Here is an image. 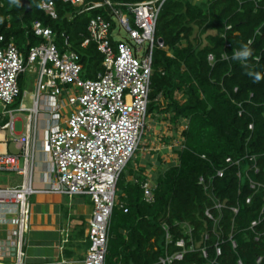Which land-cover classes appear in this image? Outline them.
I'll return each instance as SVG.
<instances>
[{
    "label": "trees",
    "instance_id": "obj_1",
    "mask_svg": "<svg viewBox=\"0 0 264 264\" xmlns=\"http://www.w3.org/2000/svg\"><path fill=\"white\" fill-rule=\"evenodd\" d=\"M20 1L0 0V36L27 54L30 46L42 42L32 30L34 21H42L52 28L59 47L69 41L79 54L82 72L95 78L104 57L96 42L85 47L82 43L89 36L90 20L101 11L79 13L71 3L54 0L58 17L52 18L42 9L43 0H32L29 12ZM162 1L156 35L167 48L154 51L148 112L169 121L176 132L183 127L181 143L174 148L178 161L155 176L152 202L144 198L147 168L129 181L121 175L117 191L122 197L112 215L106 264H162L161 257L182 250L180 239L188 247L194 243L195 249L173 264H264V221L251 228L264 208V187L254 190L247 177L238 176L251 161L244 159L216 179L213 193L225 203L221 210L214 209L217 223L206 216L211 200L199 183L201 176L227 167L228 158L256 154L260 171L250 174L264 184V0ZM241 44L252 49L247 63L232 59ZM158 162L162 165L163 157ZM183 223L192 227L191 235Z\"/></svg>",
    "mask_w": 264,
    "mask_h": 264
},
{
    "label": "built area",
    "instance_id": "obj_2",
    "mask_svg": "<svg viewBox=\"0 0 264 264\" xmlns=\"http://www.w3.org/2000/svg\"><path fill=\"white\" fill-rule=\"evenodd\" d=\"M64 1L77 7L79 13L101 11L90 20L89 36L82 43L85 47L90 41L96 42L104 57L103 69L95 78L81 77L83 65L79 54L72 49L61 53L52 28L42 21H34L32 25L34 34L42 42L30 46L27 54L13 41L0 36V171L23 176L19 186L0 187V208L9 210L6 216H0V223L13 225L15 249L14 260L2 264H28L26 245L31 228V197L39 193L91 198L94 209L87 229L90 247L83 264H106L112 215L120 203L117 184L147 132L154 51L167 48L156 35L163 1ZM42 9L52 18L58 17L54 0H43ZM115 19L127 31V37L116 40ZM65 45L70 47L68 40ZM209 59L214 61V55L210 54ZM27 71L37 75L35 89L29 94L31 106L24 102L29 92L20 89V79ZM17 100L20 105L10 108ZM19 121L23 126L21 132L17 131ZM9 143L16 145L18 153L7 150ZM39 152L47 168L44 181L47 185L43 187L37 186L35 180ZM244 159L251 164L246 170L239 169L238 176L247 177L250 187L259 190L264 184L250 174L260 171L256 154L237 160L228 158L227 167L199 179L211 200L206 216L216 223L214 209L221 210L225 203L213 193L215 181L224 177L227 168L240 166ZM153 189L154 183L148 179L144 184V198L148 202L154 199ZM251 201L249 197L247 202ZM233 211L238 213L239 208L233 207ZM263 221L264 208L251 228ZM182 225L191 235L192 227L188 223ZM260 237L261 233H257L256 240ZM167 238L171 239L169 232ZM189 241L193 242V238ZM177 245L182 250L161 257L160 263L173 264L182 260L187 250L195 249L194 243L188 247L185 239H180ZM233 245L237 247L235 240ZM217 251L221 254L219 247ZM203 252L207 256L205 248ZM261 260L262 257L258 262ZM239 264L244 263L240 260Z\"/></svg>",
    "mask_w": 264,
    "mask_h": 264
},
{
    "label": "crops",
    "instance_id": "obj_3",
    "mask_svg": "<svg viewBox=\"0 0 264 264\" xmlns=\"http://www.w3.org/2000/svg\"><path fill=\"white\" fill-rule=\"evenodd\" d=\"M10 145L11 143L6 147L9 152H11ZM15 148L18 150L16 145ZM147 171L148 169L145 174L149 177ZM46 172L44 156L39 152L35 173L37 186L47 185L44 182ZM5 186L6 183L0 176V187L5 188ZM6 187L13 186L7 185ZM76 196L39 193L31 197V228L26 245L28 255L26 262L28 264H79L83 262L87 249L82 248L81 244L88 242V220L93 209L89 211L87 205L82 206V202H79L80 199H77ZM75 205H78L81 209L78 208V210ZM7 211L9 210L6 208H0V216H6ZM8 217L12 216L9 215ZM74 218L83 220L84 229L77 231L76 228L72 231ZM13 228L12 224L0 223V264L11 262L15 258Z\"/></svg>",
    "mask_w": 264,
    "mask_h": 264
},
{
    "label": "rangeland",
    "instance_id": "obj_4",
    "mask_svg": "<svg viewBox=\"0 0 264 264\" xmlns=\"http://www.w3.org/2000/svg\"><path fill=\"white\" fill-rule=\"evenodd\" d=\"M114 35L116 40L127 37V31L121 26L118 19H115L114 21ZM29 44L30 41H28L27 45ZM67 50H71V48L66 45L59 47V51L61 53ZM36 76V74L27 71L25 75L20 79L21 91L29 92L27 98L24 101L27 106L32 105V100L30 99L29 94L35 89L34 84L36 81ZM81 77L84 80L89 78L84 74V72L81 73ZM19 105V100H17L16 103L10 105V108H16ZM147 126V132L143 137V143L141 147L137 151L136 155L128 163L123 172V179L125 181H129L131 178L133 179L142 168H147V172L150 175L148 178L152 181V183H155V176L159 173V170L161 168H166L170 163L178 161L177 155L174 152V148L179 146L181 143V131L183 130V127H179L176 132L174 126L169 123V121L160 119L158 116H154L151 114L148 117ZM17 131H23L21 121L17 122ZM10 149L11 152L18 153V150H16L13 143H11ZM159 157H163L164 159V163L162 165H159ZM0 176L2 179H4L6 186L8 185L15 187L16 185H21L23 182V176L17 174L16 172L0 171ZM117 196V201L119 202L122 197L120 191H117ZM76 198L80 199L79 202H82V206L87 205L89 211L94 209V204L89 196L80 195L76 196ZM75 207L77 209H81V207H79L78 205H75ZM73 224L74 228L72 229V231H74L76 228L78 231L80 229H84L85 227V225L83 224V220L81 219L74 218ZM81 246L82 248L88 250L90 247V242L88 241L87 243L81 244ZM79 264H83V262Z\"/></svg>",
    "mask_w": 264,
    "mask_h": 264
},
{
    "label": "clouds",
    "instance_id": "obj_5",
    "mask_svg": "<svg viewBox=\"0 0 264 264\" xmlns=\"http://www.w3.org/2000/svg\"><path fill=\"white\" fill-rule=\"evenodd\" d=\"M251 55H252V49L247 44H241L240 48L232 56V59L247 63ZM254 79L256 81H259L261 77L259 74H256L254 76Z\"/></svg>",
    "mask_w": 264,
    "mask_h": 264
},
{
    "label": "water",
    "instance_id": "obj_6",
    "mask_svg": "<svg viewBox=\"0 0 264 264\" xmlns=\"http://www.w3.org/2000/svg\"><path fill=\"white\" fill-rule=\"evenodd\" d=\"M32 0H21L20 1V5L22 7H26V12H29L32 10V3H31ZM160 41H164L163 39L160 38Z\"/></svg>",
    "mask_w": 264,
    "mask_h": 264
}]
</instances>
